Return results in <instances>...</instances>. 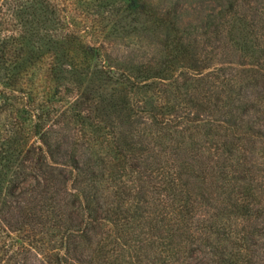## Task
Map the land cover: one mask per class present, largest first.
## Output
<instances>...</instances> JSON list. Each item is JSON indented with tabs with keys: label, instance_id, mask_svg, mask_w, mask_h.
I'll return each instance as SVG.
<instances>
[{
	"label": "trees",
	"instance_id": "1",
	"mask_svg": "<svg viewBox=\"0 0 264 264\" xmlns=\"http://www.w3.org/2000/svg\"><path fill=\"white\" fill-rule=\"evenodd\" d=\"M226 1L0 0V264H264V0Z\"/></svg>",
	"mask_w": 264,
	"mask_h": 264
},
{
	"label": "rangeland",
	"instance_id": "2",
	"mask_svg": "<svg viewBox=\"0 0 264 264\" xmlns=\"http://www.w3.org/2000/svg\"><path fill=\"white\" fill-rule=\"evenodd\" d=\"M227 3L226 0H184L183 5V18L192 20L191 23L200 22V19L204 17L205 14L200 13L201 11L206 12L211 9L218 11L222 5ZM188 6V7H186ZM247 13V6L241 8V15ZM142 23V22H141ZM159 36V39L162 37ZM162 36V35H161ZM150 37L146 38V43L150 44ZM141 43L137 44L139 47Z\"/></svg>",
	"mask_w": 264,
	"mask_h": 264
}]
</instances>
